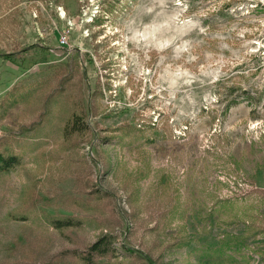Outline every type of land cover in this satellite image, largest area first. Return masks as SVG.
Returning <instances> with one entry per match:
<instances>
[{
  "label": "rangeland",
  "instance_id": "374dc122",
  "mask_svg": "<svg viewBox=\"0 0 264 264\" xmlns=\"http://www.w3.org/2000/svg\"><path fill=\"white\" fill-rule=\"evenodd\" d=\"M0 153V264H264V0H0Z\"/></svg>",
  "mask_w": 264,
  "mask_h": 264
},
{
  "label": "trees",
  "instance_id": "16d2710c",
  "mask_svg": "<svg viewBox=\"0 0 264 264\" xmlns=\"http://www.w3.org/2000/svg\"><path fill=\"white\" fill-rule=\"evenodd\" d=\"M74 118H71V121L65 126V136L72 133H77L79 130L74 128ZM19 162V159L12 155H3L0 153V174L8 172L11 168H14ZM53 225L57 229L62 228H70L75 224L71 221V219H61V221L55 220L53 221ZM116 240L110 234H103L99 238L96 239L91 245H89L86 249H84L79 255L78 259L81 264H111L108 260L105 262H101L100 260H104L109 257L114 258L116 254V247L114 243Z\"/></svg>",
  "mask_w": 264,
  "mask_h": 264
}]
</instances>
